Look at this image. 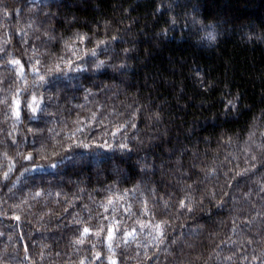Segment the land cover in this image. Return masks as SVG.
Instances as JSON below:
<instances>
[{
	"label": "trees",
	"instance_id": "16d2710c",
	"mask_svg": "<svg viewBox=\"0 0 264 264\" xmlns=\"http://www.w3.org/2000/svg\"><path fill=\"white\" fill-rule=\"evenodd\" d=\"M0 49V264H264V0H0Z\"/></svg>",
	"mask_w": 264,
	"mask_h": 264
},
{
	"label": "snow or ice",
	"instance_id": "6c2138e0",
	"mask_svg": "<svg viewBox=\"0 0 264 264\" xmlns=\"http://www.w3.org/2000/svg\"><path fill=\"white\" fill-rule=\"evenodd\" d=\"M84 39H85V37H83V36L79 37V40H80L81 42H83ZM208 39H209V40L214 39V37H213V35H212L211 33L208 34ZM100 43H103V41H101ZM0 50H2V49H0ZM69 50H70V51H73V55H76V54H77V53H76L74 50H72L70 47H69ZM91 55H92V56H95V55H96L95 49L91 50ZM10 63H12V64H14V65H19V64H20V62L17 61V60L10 61ZM69 63L71 64L72 62L69 61ZM23 71H24V68H23V66L21 65V66H20V74H21V75L23 74ZM32 71H33V72H36L37 69L34 67V68L32 69ZM40 80L43 81V80H44V77L41 76V77H40ZM15 103H16L17 107H16V109H14V113H13V114L15 115V117H16L17 119H19V117H20V111H19V99H17V100L15 101ZM28 107H30V108L32 109V112H33V113L36 112V109L39 107V104H38V102L36 101L35 97H33V103L30 104V105H28ZM76 131H78V132H79V131H83V129L78 128ZM113 135H115V134H113ZM122 147H126V146L122 145ZM25 159H27V160H31V159H32L31 154H29L28 156H26ZM9 171H11V168H9ZM7 176H8V173H4V178H5V179L7 178ZM37 195H39V193H37ZM109 203H111V201H109ZM181 206H183V205H181ZM156 228L159 229V225H157ZM102 230H103V229H101V231H102ZM89 231H90V230H89L88 228H84V230H83L84 235L89 234ZM133 231H134V230H133ZM95 235L99 236V235H100V232H99V231L96 232ZM113 235H114L113 228H108V236H107V239H108L109 241H111V240L113 239ZM132 235H133V232H129V233H127V236H129V237H131ZM125 242H127V241H125ZM77 243H83V240H78ZM110 247H111V245H110ZM81 264H83V262H81ZM110 264H116L115 260H110Z\"/></svg>",
	"mask_w": 264,
	"mask_h": 264
}]
</instances>
